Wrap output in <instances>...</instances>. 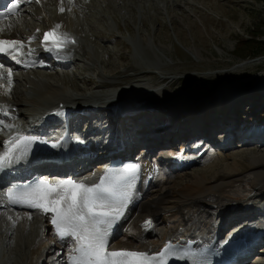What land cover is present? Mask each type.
Returning <instances> with one entry per match:
<instances>
[{
    "label": "rangeland",
    "instance_id": "rangeland-1",
    "mask_svg": "<svg viewBox=\"0 0 264 264\" xmlns=\"http://www.w3.org/2000/svg\"><path fill=\"white\" fill-rule=\"evenodd\" d=\"M77 2L41 0L40 4L26 6L19 14L0 23V37L13 40L8 37H20L16 31L35 37L34 33L39 35L42 27L50 28L48 31L52 30L50 26L61 27L62 16L68 14L73 18L70 17V26L74 25L71 32L77 42L70 51L68 49L69 52L64 50L72 57L63 61H74V68L18 70L15 72L18 78L14 84L16 87L13 84L10 87L12 94L0 89L4 92L0 100L18 103L13 109L21 110L18 116L4 115V127L8 123L19 125L13 123V117L29 119L21 113L25 109L37 112L41 107L31 105L32 99H53L66 94L81 110L90 111L92 109L88 106H92L103 115L114 111L118 121L127 124L126 135L122 133V137H127L129 142L144 144L151 139L156 143L159 141L158 145L166 141L168 147L172 145L180 150L182 142L190 140L184 146L185 151L194 149L191 154H195L205 150H202L201 158L193 156L192 160L196 162L177 172L174 170L171 187L182 184V177L209 178L215 172L227 173L238 168L242 180L232 190L245 197L248 205H243L245 200L242 203L236 200L221 212L229 215L227 211L244 208L248 214H242L247 219L241 222V226L250 224L253 229L264 231V189L257 187V190L250 191L248 185L250 163L264 160V0ZM109 3L111 6L107 8ZM77 14L79 17L76 18ZM42 17L44 23L40 21ZM36 44L35 38L26 41L29 46ZM38 61H43V57ZM81 77L92 80L96 85L87 84ZM0 83L1 87L3 81ZM100 83L110 86L99 87ZM32 88L39 92H33ZM95 120L93 117L83 121L96 123ZM12 128L17 127L11 126L8 130ZM213 130L228 133L224 150L212 152L207 150L208 145L197 149L191 145L198 137L213 136ZM111 131L115 135L116 128H111ZM0 135L4 136L1 130ZM178 135L181 139L177 142L175 138ZM99 139L104 140L103 137ZM157 145L154 146L157 148ZM130 149L135 150L129 152L137 157L143 148ZM157 156L158 153H152L150 159ZM84 163L88 164L87 167L99 169V165ZM152 189L156 188H149L150 191ZM38 217L37 213L0 208V264L31 263L34 247L42 241L41 223L38 221L41 217ZM220 218L225 220L226 217ZM44 241L52 243V240ZM258 243L247 264H264V238ZM37 264L64 263L61 256L53 252L50 258L43 253Z\"/></svg>",
    "mask_w": 264,
    "mask_h": 264
},
{
    "label": "bare ground",
    "instance_id": "bare-ground-1",
    "mask_svg": "<svg viewBox=\"0 0 264 264\" xmlns=\"http://www.w3.org/2000/svg\"><path fill=\"white\" fill-rule=\"evenodd\" d=\"M0 2H3V0H0ZM109 6H111L110 3L107 4V8H109ZM73 12H74V9H73ZM78 15L79 14H77L76 18L79 17ZM62 17H64V20H63L64 22L63 21L61 22L62 26L58 28L57 32L62 33V31L67 32L68 30L71 32L72 31L71 29L74 28V25L73 27H71L72 25L70 26V23L72 22L71 15L69 16L68 14H64ZM40 21L44 23L43 17L40 18ZM142 24L144 25V23ZM75 29H80V28L75 27ZM49 31H52V30H49ZM15 34L17 35L19 34V36L22 35L21 32H18V31H16ZM8 38L24 39L23 36L22 37L12 36ZM0 39L3 41L7 40L3 37H0ZM100 42H98V44ZM50 44L52 43L50 42L47 43V45H50ZM65 44L68 45L69 42ZM72 47H68L69 51H70V48ZM75 48L77 47H74V49ZM73 51L75 52V50ZM77 51H79V49L76 50V54L78 53ZM47 53H50V52H45V55H43V58L46 57ZM76 54L74 56H76ZM58 57L60 58L59 60L61 61L63 59H66V57L71 58L72 56L70 54H66V52H59L58 54L54 56V58H58ZM68 66H69L68 68H70V66L74 68L75 66L74 61L69 63ZM53 67H54L53 65L42 66L40 67L39 70L42 71L43 69L44 70L52 69ZM81 79H83L89 85H92V86L96 85L92 80H89V79L87 80L86 78H82V77ZM1 81H3V87H4L5 92H7V94L8 93L12 94L13 90H10V87L12 85V80L10 79L11 83H9V77L5 74V78ZM109 86L110 85L108 83L107 84L100 83L99 87L106 88ZM32 91L39 92L38 90H35L33 88H32ZM68 97L69 96L66 94H61L60 97L53 98V99H49L47 97L41 98L40 100L32 99L29 103H31V105L33 104L35 106H39L41 108L39 110L37 109L38 110L37 112H35V110L33 112V110L31 111L30 109H25L21 113L26 114V116H29V119H37L39 117L41 118L48 117L46 115L50 113L49 111L56 110L60 112L61 110L64 109L65 106L69 107V109L71 110L72 108L75 107L76 109L75 111H77L79 109V105L76 104L72 99H69ZM26 105L29 106V104L27 103ZM17 106H18V103L13 104L10 102L7 103V102L0 101V114H3L6 111L7 113H11L12 115L18 116L20 115L21 110L18 108L13 109ZM88 107L90 108V106ZM14 111H17V112L13 113ZM66 115L71 117L73 114L69 111H66ZM50 121L51 119L49 118L46 122L48 123ZM59 124L60 122H58V124L56 123L55 125L58 126ZM124 125H125L124 123H121V126L110 125V128H116L115 135H119L121 134V132L124 135V131H123ZM0 126H1L0 130L4 134V136L0 135V142L4 144V147H2V150L0 152V156H2L11 146L10 144H7V141L16 142L18 141V138L16 137L14 132H12V130L9 131L6 129V127H4V122L2 120L0 121ZM11 126L19 127L20 124L18 126L12 124ZM74 128L75 127H73V129ZM60 129H61L60 131L62 132V128ZM219 133H221L219 135H222V137L223 135L228 134L226 132L225 133L219 132ZM203 137L205 136H202L201 138ZM180 139H181V135H178L177 138H175L176 141ZM158 142L159 141H157V143ZM185 143L187 142H184L183 145ZM167 144L168 143L166 141H162L159 144L161 148V150L159 151V156H158L159 159H157V161H155L154 163L148 159V156H147L148 153L146 151L147 147L146 148L144 147L142 149V158L140 157V155L137 156L136 163H137L138 168H137L136 175H135L136 181H138V179L142 176L143 183H142V186L139 187V191L134 192V196L131 200L128 210L124 216V219L122 220L121 227H120V231L122 232V237H120L119 239H117L116 237H112L108 244L109 245L108 249L110 251H132V252H143L148 255H155V254L161 253L162 251L167 249V247H169L170 245H173L174 243L178 244L182 242H185V243L191 242L194 245V249L202 251V249L204 248V243L207 242L206 240H207V236L209 235V230L212 226V220L216 219L217 221L221 223H226V222L227 223L237 222L238 224L241 223L240 222L241 220L238 221V217L242 215L243 213H245L244 208H241V207L235 208L232 212L226 210L227 213H229V215L227 214L228 217H226L225 220L222 218H218V216L215 218V214L217 212L230 206V204L236 200H238L239 203H242L245 200V203L243 205L244 206L248 205L245 197H241L238 193H234L232 190L235 184H237L238 182L242 180L241 179L242 173L239 172L240 170L238 168H234L228 171L227 173L226 172L225 173L215 172V174L214 173L213 175L211 174V177L209 178L203 177V176H199V177L195 176V177H189L188 179L187 178L185 179L182 177L181 178L182 184H179L178 187L177 186L171 187L172 185L170 183L174 178L175 167L174 165L171 164L169 160H166V157L164 156V154H168V158H171L172 156H177V155L180 156V155L174 152V147H172V145L168 147ZM130 146L131 144L129 142V147ZM119 148L120 147H117L116 150ZM77 151H79L80 153L78 154ZM71 153L76 154V156L71 157L73 158L71 159L73 167L76 166V168L73 170L71 174H69L70 177H73L77 181L84 183L86 187H95L97 184H100L101 181H104L106 185L107 180L102 179L105 173L104 170L88 169L89 168L87 167L88 164L83 163V161H81L77 157L83 154L82 150H76V152H71ZM27 157H30V156L24 155L22 159L16 160L15 163L20 164L22 163L23 159ZM66 157L67 156H65V158ZM13 164L14 163H12L11 165ZM27 164H28V160H27ZM43 166L44 165L36 166L34 168V172L42 171L43 169L40 167H43ZM250 167H251L250 169L251 176L248 182V185L250 186V189H251L250 191L257 190L256 189L257 187L259 189H264V160L251 162ZM63 168H65L64 165H57L56 167H52L51 168L52 171L50 172H54L56 170L57 172L55 174H58L60 173L59 171H61ZM4 170L6 172L8 168L5 166ZM59 175L68 177V175H63L62 173ZM5 176H8V174H6ZM27 179H29V177H27ZM175 180L177 182V179ZM183 181L185 182L183 183ZM15 182L16 181L9 180L7 182V185L8 186L9 184L12 185ZM151 187H155L156 189L153 191L152 190L150 191L149 188ZM7 198H8V195L6 194V186L4 188L0 187V208H3V207L10 208L11 207L7 203ZM46 220L47 221L49 220L48 215L46 216ZM48 225L49 224H46V226ZM36 233H37V230H35V235H37ZM52 233L53 231H50L48 235L52 236ZM52 239H53L52 241L53 245L49 244L48 241L47 242L41 241L40 243H38L37 247H34L35 249L33 248L34 249L33 256H32V260H30L31 261L30 264H37L38 258H40V256L43 255V253H46L47 256L50 258L53 249H54V252L60 253L66 259V255L69 252H72V250L75 248L72 246L73 245L76 246V242L74 239L65 238L61 240L56 233H55V236L52 237ZM185 239L187 240L184 241ZM30 253H32V250L30 251Z\"/></svg>",
    "mask_w": 264,
    "mask_h": 264
},
{
    "label": "snow or ice",
    "instance_id": "snow-or-ice-1",
    "mask_svg": "<svg viewBox=\"0 0 264 264\" xmlns=\"http://www.w3.org/2000/svg\"><path fill=\"white\" fill-rule=\"evenodd\" d=\"M61 11L64 9L61 8ZM59 27L57 25V28ZM50 38L57 50L65 43L74 42L70 41L66 34L63 37L56 35L55 30L44 34L45 41ZM21 47L22 44L19 41L0 40V53L12 55V51L18 52ZM13 58L15 59V56ZM10 76L11 73H9ZM9 83H11L10 79ZM7 114L5 111L4 115ZM27 139L21 137L18 142H8L11 146L0 156V166L10 161L13 153ZM133 171L135 170H125L119 179H123ZM107 198L122 201L126 199V193L119 192L115 184L106 186L104 181L95 187L76 183L53 186L44 181L40 187L22 194L15 202L41 209L45 214H54L52 223L56 225L58 237L61 240L74 237L80 245L76 251L80 252L81 256L74 258L72 264H166L164 257L168 252L167 249L158 254L159 258L143 252L108 250L106 230L102 231L100 226L110 225V218H114V213L118 214L119 210L106 206L104 201Z\"/></svg>",
    "mask_w": 264,
    "mask_h": 264
},
{
    "label": "trees",
    "instance_id": "trees-1",
    "mask_svg": "<svg viewBox=\"0 0 264 264\" xmlns=\"http://www.w3.org/2000/svg\"><path fill=\"white\" fill-rule=\"evenodd\" d=\"M258 44H260V45H261V42H260V41H258ZM262 44H264V43L262 42ZM263 54H264V51H263Z\"/></svg>",
    "mask_w": 264,
    "mask_h": 264
}]
</instances>
